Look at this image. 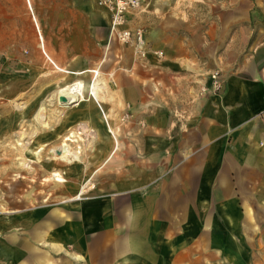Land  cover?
I'll return each instance as SVG.
<instances>
[{"label": "crops", "instance_id": "obj_1", "mask_svg": "<svg viewBox=\"0 0 264 264\" xmlns=\"http://www.w3.org/2000/svg\"><path fill=\"white\" fill-rule=\"evenodd\" d=\"M24 1L37 35L36 43L31 37L24 39L34 57L29 68L41 61L40 51L65 74L49 99L62 110L58 115L62 124L57 131L39 130L44 139L40 144L63 135L72 121L97 124L104 122L105 114L106 130L101 135L103 148H108L99 167L107 165L99 173L93 170L94 184L85 190L64 176L67 183L58 186L56 203L31 209L28 225L23 224L21 208L0 211V237L8 238L0 241V257L10 260L20 255L18 250H29L32 256L43 251L65 254L73 236L85 258L98 255L109 264H263L264 0H235L203 16L162 14L140 23L137 16L147 15L141 1L123 28L142 29L147 48L143 59L110 33L108 13L94 0L98 18L88 19L87 14L71 12L69 0L48 1L46 29L31 0ZM87 20L100 47L93 56L98 60L93 61L95 67H87L86 51L75 53L80 61L62 65L49 49L51 35L63 42L84 39ZM156 50L160 56L154 55ZM98 67L109 75L104 96L110 105L89 94V88L96 90ZM214 69L219 71L221 90L201 93ZM88 73L84 81L81 76ZM53 78L45 79L46 86ZM16 80L13 76L8 91L2 88L4 83L0 85L5 96L22 94L23 86ZM74 81L83 83L84 101L61 105L56 88ZM23 107L0 105V135L17 137ZM67 108L75 113L65 115ZM120 117L124 119L118 131ZM108 120L116 125L110 135L118 140L113 139L112 145ZM29 121L35 128L39 118ZM101 153L95 152L84 168L92 169ZM53 164L41 162L43 181H53L48 179ZM14 166L22 168L18 162ZM73 170L75 176H83ZM0 172V181L36 179L18 173L6 178L4 169ZM11 223L19 231H8ZM12 242H19L13 246L17 254L11 251ZM99 249L106 253H98ZM33 258L37 264L43 261L38 254Z\"/></svg>", "mask_w": 264, "mask_h": 264}, {"label": "rangeland", "instance_id": "obj_2", "mask_svg": "<svg viewBox=\"0 0 264 264\" xmlns=\"http://www.w3.org/2000/svg\"><path fill=\"white\" fill-rule=\"evenodd\" d=\"M48 1L50 3L52 2V0H31L34 14L39 21L41 20L43 23L42 26L45 29L46 26L44 25V21L47 9L51 10V6L47 4ZM69 1L71 3V12L78 13L79 11L83 13V15L87 14V19L90 15H93L94 18H98L96 12L94 11V7H92L93 0ZM141 1L145 4L144 7L146 8V11L143 13L148 16H137L136 20L140 23H142V20L145 21L147 19V22L148 20H151V18H159V15L162 14H170L171 16L179 14L203 16L205 14H211L216 10V8L229 5L235 0H140V2ZM134 17L136 18V15ZM87 24L85 32L86 38L84 39L75 38V40L63 42L56 36L52 39L54 34L51 35L50 41H48L49 49L52 54L56 55L59 60H61L62 65L63 63H67L68 60L71 62L80 61L81 59H78L75 53L86 51V55L90 56L86 59L88 62L87 67H95V63L93 61L96 58H93V56L100 53V47L98 45L99 43L95 42L90 35L92 29L89 26V20H87ZM25 37H31L35 43L37 41L36 31L31 21L30 13L26 7L25 1L0 0V85L4 83L2 88H4L5 91H8L11 87H9L11 79L15 76L17 77V83L15 84L20 83L21 86H23L22 91L19 92L22 93L21 95L14 94L8 97L4 95L2 88H0V105H3L5 102H9L12 104H18L19 107L24 106L23 109L19 108L22 114V123L18 126V130L16 132L17 137L13 135L3 137L0 135V170L4 169L6 178L13 177L12 174L14 173L26 176V178L32 176L36 177L35 181L28 180V178L25 179V181H14L12 179H4L0 181V211L6 214L14 208H21L23 224L28 225L30 219L29 213H31V209L37 206L45 208L49 204L56 203L55 199L59 191L58 186L60 187L62 183H67V181H64L63 178L67 177L66 180L69 179L71 182H75L76 188H78L79 184L82 185L83 190H85L87 186H93L94 181H92V179L94 178V173L92 172L94 169H98L95 174L99 173L107 165L104 164L102 166L103 168L99 167L101 162L100 159L102 160L105 156V153L103 152L106 151L108 147L103 148L105 140H103L101 135V131L106 130L105 114L103 116L104 122L97 124L83 121L70 122L69 127L66 128L65 132H62V134L65 135L68 134L69 131H72L66 135V137L74 134V136L69 137L68 141L66 140L69 158H66V156L63 159H59L56 155L54 156L51 153L52 149L60 146L64 142L63 138H61V136H63L61 133H58L55 138L49 140L46 145L42 146V144H40L44 139L40 138L41 136L37 134L39 130L50 131L52 128L54 131H57L58 126L62 124V118L58 116L62 113V110L55 108L52 103V99L50 101L49 99L52 97L54 87L56 84H61V78L65 74L55 70L43 57L40 51L39 56H41V61H37L32 68H29V65L34 64V57L28 52L27 43L24 40ZM97 61L98 60L96 59V62ZM96 69L98 70V75L95 78L96 90L94 87L89 88V94L93 99L96 97H103V101H106L105 103L110 105L108 102L109 97L106 96L105 98L104 96L107 92L106 82L109 80V75L101 73L99 71V67ZM89 75L90 73L86 76L82 75L81 78L84 81H88ZM51 76L54 78L52 82L46 86L45 79ZM3 77H5V79H3ZM31 86H34V89H31ZM71 87L76 88L70 93ZM56 90V92L65 94L69 97L77 98V101L73 102L72 106H77L80 102L84 101V86L80 81H74L66 88L59 86ZM29 106L30 108L28 110L26 107ZM64 110L66 111L65 115L75 113V111L71 108L69 111L68 108ZM85 111L87 112V110ZM103 111L107 113L105 109H103ZM109 112H111L110 109ZM48 113L50 114L48 115ZM35 116L39 118V122L35 121ZM123 119V117H120L118 123L116 124L118 126V131L120 129L119 126L123 123ZM29 120H33V122L35 121V128L32 127ZM43 122L46 123L47 127L42 125ZM108 125L107 131L109 134H107L110 136L112 145L114 141L113 139H115V141L118 140L117 136L112 137V135H110L112 131H115L116 128L114 126L116 125L115 123H110L109 120ZM111 125L113 126L111 127ZM113 135L115 136L116 134L113 133ZM39 146H41V149L35 151L39 148ZM100 150L102 153L98 157V162L96 164H91V166H93L92 169H85V162H90L95 156V152H97L98 155ZM33 151H35L34 154ZM44 160L55 163L51 166L53 171H50L48 175V177H50L48 179L53 181L42 180V176L45 173L43 172L44 165L42 164V166L41 162H44ZM15 162L20 163L22 168L15 170V168H13L16 167L14 166ZM63 163L65 164L63 165ZM64 166H73V168L66 171L63 168ZM74 168L76 172L83 175H81V178L74 175ZM89 174L90 176H88ZM84 178H87L88 181H78L83 180ZM11 225V227L7 228L8 231H19V229L13 228L12 223ZM25 226L22 227L23 230L26 229ZM7 239L8 238H6V240ZM3 240L4 242L6 241L5 238L1 239L0 237V241L2 242ZM12 243L10 244L11 251L17 254L15 249H13V246H19V242H16V244ZM27 243L30 244L29 242ZM67 246L65 254H48L46 251H43L42 253H34L32 256L30 255L29 250H18L20 255H16L10 260L0 257V264H37L33 258L36 254L41 255L43 258V261L39 264H109V259L99 257L96 253L94 258H85L84 253L78 249L76 237L71 236V241H69ZM96 246L98 247L99 244L96 243ZM39 247L41 246L39 245ZM97 252L106 253V251L101 249Z\"/></svg>", "mask_w": 264, "mask_h": 264}, {"label": "built area", "instance_id": "obj_3", "mask_svg": "<svg viewBox=\"0 0 264 264\" xmlns=\"http://www.w3.org/2000/svg\"><path fill=\"white\" fill-rule=\"evenodd\" d=\"M95 5L104 9L109 17V31L121 44H130L133 54L137 59L145 57L147 48L143 39L142 29L136 27L132 30L123 28L126 17L140 7V0H94ZM154 55L160 56L161 51H153ZM222 88L219 71L211 70L208 73V85L200 88L201 93H217Z\"/></svg>", "mask_w": 264, "mask_h": 264}, {"label": "bare ground", "instance_id": "obj_4", "mask_svg": "<svg viewBox=\"0 0 264 264\" xmlns=\"http://www.w3.org/2000/svg\"><path fill=\"white\" fill-rule=\"evenodd\" d=\"M93 93V92H92ZM56 96V99H57V101H59V103L61 104V105H64V106H71L72 104H73V102H75V101H77V98H74V97H69V96H67V95H65V94H62V93H59V92H56V94H55ZM54 96V95H53ZM38 118V117H37ZM42 125L43 126H46V123L45 122H43L42 123ZM110 131V130H109ZM70 136H74V134H72V135H69L68 137H66V138H64V142L60 145V146H58V147H56V148H54V149H52L51 150V153L55 156H57L59 159H63L64 157H66V158H69L68 156H69V151H68V149H67V144H66V140L68 141L69 140V137ZM71 157V156H70ZM56 158V157H55ZM72 159V158H71ZM70 160V159H69Z\"/></svg>", "mask_w": 264, "mask_h": 264}]
</instances>
